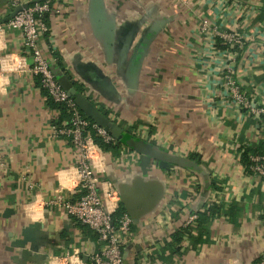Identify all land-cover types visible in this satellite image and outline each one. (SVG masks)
<instances>
[{"label":"crops","instance_id":"0c3cea01","mask_svg":"<svg viewBox=\"0 0 264 264\" xmlns=\"http://www.w3.org/2000/svg\"><path fill=\"white\" fill-rule=\"evenodd\" d=\"M0 0V19L8 16ZM39 46L53 74L116 135L93 156L98 189L132 216L125 264H256L264 117L228 95L218 34L241 39L234 80L264 105V0H57ZM18 32L0 40V264H78L101 244L52 205L77 200L76 153L56 130ZM79 110V109H78ZM55 128V130H54Z\"/></svg>","mask_w":264,"mask_h":264},{"label":"built area","instance_id":"2783aa9c","mask_svg":"<svg viewBox=\"0 0 264 264\" xmlns=\"http://www.w3.org/2000/svg\"><path fill=\"white\" fill-rule=\"evenodd\" d=\"M29 1L33 2L31 0H6V7L10 13L17 6ZM56 1L33 2L27 9L18 12L11 20L0 25V40L7 32H18L21 36V46L27 50L32 60L30 73L38 79L40 87L46 92L48 98L68 108L70 114L68 121L56 131L68 137L75 148V170L78 178L75 189L79 192V197L72 201L59 194L52 205L60 208L81 226L87 227L96 235L97 241L101 244L100 250L82 264H125L123 249L131 231V219L126 213L114 218L119 206L117 196L111 186L108 185L106 191L100 192L98 189V182L93 176V156L96 152L100 153L101 149L95 144L88 131L91 129L104 143H114L115 139L96 124H91L78 110L66 91L58 84L39 46L41 34L48 30L45 16L50 13ZM177 1L184 3L187 0ZM217 36V39L230 47V49L221 50L224 57V61L221 62V71L227 89L226 93L247 115L255 118L264 117V105L256 103L254 97H249L246 92L241 91L234 80V63L239 53L232 48L235 47L237 50L240 48V37L235 33H224ZM248 160L249 165L246 172L264 182V153L249 155ZM78 264H81L80 261ZM256 264H264V259Z\"/></svg>","mask_w":264,"mask_h":264},{"label":"trees","instance_id":"16d2710c","mask_svg":"<svg viewBox=\"0 0 264 264\" xmlns=\"http://www.w3.org/2000/svg\"><path fill=\"white\" fill-rule=\"evenodd\" d=\"M31 1H36V0H31ZM47 20V15L45 16V21ZM216 45H218V48L220 50H226V49H230V47L228 45H226L225 43H223L221 40L216 39ZM232 50L234 51H238L235 47L232 48ZM39 84V82H38ZM40 87V84H39ZM42 94L44 95V97H46V104L49 108L58 111V121L60 123V121L66 119L68 121L69 119V111L68 108L64 105V104H57L54 103L50 98L47 97L46 92L40 87ZM86 119L92 124L93 121L90 120L88 117H86ZM88 134H90V136H92L93 141L95 142V144H97L99 146V148L107 153H111L112 155L115 153H119L118 151H120V143L115 141L114 143H104L99 137H97L95 135V133L89 129ZM251 152H255V151H251V150H244L241 153L240 156V163L243 165V167L246 168L249 165V160H248V156L252 155L253 153ZM122 214H124V211L120 208L118 209V211L116 212V214L114 215V218H118L119 216H121ZM93 233V232H92Z\"/></svg>","mask_w":264,"mask_h":264},{"label":"water","instance_id":"95a60500","mask_svg":"<svg viewBox=\"0 0 264 264\" xmlns=\"http://www.w3.org/2000/svg\"><path fill=\"white\" fill-rule=\"evenodd\" d=\"M35 3L41 2V0H36L33 1ZM33 2H25L23 4H21L20 6H17L12 12H10L8 14V16H6L5 18L0 19V25L4 24L6 22H8L9 20H11L18 12L27 9L29 5H31ZM55 76V74H54ZM56 77V76H55ZM57 79L58 84L61 86V88L66 91L67 95L72 99V101L74 102L75 106L79 109V111L85 116L88 117L90 120L93 121L94 124H96L98 127L102 128L105 132H107L111 137H113L116 140V135L112 132H109L108 129H106L102 123H100V115L96 113V111H94V109L92 107H89L87 109L81 108V106H79V104L77 103L76 100H74V91H68L65 86L62 84V82L60 81V79ZM126 214L129 216V218L131 219L132 216L130 214V212L128 210L125 211ZM132 221V220H131Z\"/></svg>","mask_w":264,"mask_h":264},{"label":"rangeland","instance_id":"374dc122","mask_svg":"<svg viewBox=\"0 0 264 264\" xmlns=\"http://www.w3.org/2000/svg\"><path fill=\"white\" fill-rule=\"evenodd\" d=\"M51 71H52V69H51ZM52 73H53V71H52ZM56 78V77H55ZM57 80V79H56Z\"/></svg>","mask_w":264,"mask_h":264}]
</instances>
